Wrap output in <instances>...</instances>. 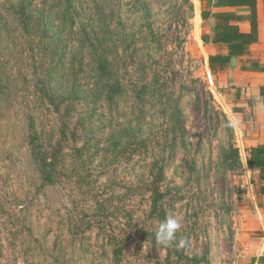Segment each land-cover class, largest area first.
I'll list each match as a JSON object with an SVG mask.
<instances>
[{
	"label": "rangeland",
	"instance_id": "1",
	"mask_svg": "<svg viewBox=\"0 0 264 264\" xmlns=\"http://www.w3.org/2000/svg\"><path fill=\"white\" fill-rule=\"evenodd\" d=\"M200 11L199 0H0V264L250 263L259 178L235 149L253 115L229 112ZM94 53L111 61L107 83ZM167 215L185 247L156 240Z\"/></svg>",
	"mask_w": 264,
	"mask_h": 264
},
{
	"label": "trees",
	"instance_id": "2",
	"mask_svg": "<svg viewBox=\"0 0 264 264\" xmlns=\"http://www.w3.org/2000/svg\"><path fill=\"white\" fill-rule=\"evenodd\" d=\"M189 2V0H186ZM202 5L200 12L201 19L203 21L212 17L214 19L213 29L211 34L203 33L201 35V40L203 44H214V45H225L227 47V53H213L209 54L207 57L208 68L213 76L217 73L222 72L227 69L231 58L234 56L246 54L249 51V45L257 41V16H256V0H199ZM104 1L98 2V8L101 9V12L104 11V6L102 5ZM143 4V3H142ZM191 4V3H190ZM220 7H248V13H237L235 11H211V8H220ZM71 14L69 16L73 21V15L75 10L71 9ZM19 14L20 22L23 23V29L27 31L30 27L29 23V13L28 6L24 3L19 4ZM104 16V15H103ZM101 20V16L99 18ZM248 21L250 23V31L242 32L237 25L238 22ZM71 21V22H72ZM102 21V20H101ZM60 28V27H59ZM58 28V29H59ZM55 30L56 33L51 37L53 41V46L58 48L57 41H62L60 38V31ZM60 38V39H59ZM57 39V41H56ZM97 40L100 41V39ZM52 47V45H51ZM52 51H54L52 47ZM95 57V74L98 79L107 83L108 79L113 76V66L111 61L104 56L102 53H94ZM41 75L35 78V83L39 87V91L49 100H52V95L50 94L48 85L40 77ZM107 94L110 98L120 92V85L113 87L108 85ZM261 96L264 100V86L260 88ZM233 112H237L238 109L232 108ZM36 132L31 135L32 146L35 152L40 156L39 152V143L36 140ZM246 152V165L249 168H259V177L264 179V144L252 146L245 148ZM235 153L241 155L239 149H235ZM42 160V161H41ZM41 161V173L43 181H51L56 176V170L54 168V163L52 161L46 162L44 157L40 156ZM161 177H158V180ZM261 192H264L262 190ZM163 193L159 191L158 188L154 189V197L152 201L153 211H158V217L163 218L164 210L161 205V199Z\"/></svg>",
	"mask_w": 264,
	"mask_h": 264
},
{
	"label": "crops",
	"instance_id": "3",
	"mask_svg": "<svg viewBox=\"0 0 264 264\" xmlns=\"http://www.w3.org/2000/svg\"><path fill=\"white\" fill-rule=\"evenodd\" d=\"M197 1L198 0H195V2ZM211 11H235L237 13H248L249 8L220 7L211 8ZM256 16L258 38L255 43L249 45L248 53L232 57L226 70L217 73L215 76L211 74L217 85L220 87L221 93L224 96L223 98L229 102H227L228 107L231 109L233 107L238 109L237 112H234L235 115L241 117L243 114H246V112H250L253 115V118L245 121L247 124V131L250 136L246 138V142L249 145H242L244 150L246 146L252 147L264 144V100L260 91V88L264 86V0H256ZM203 22V25L207 24V28L202 32V34H211L214 19L210 17ZM237 25L242 32L250 31V23L246 20L238 22ZM204 45L208 48L207 57L209 54L213 53H227V47L223 44L214 45L208 43ZM253 169H255L259 178V200L262 204L261 211H264V192H261L264 190V179L259 177V168ZM251 193L254 196L253 188L251 189ZM261 211L256 210L257 222L259 221V216L264 218V213ZM258 241L259 240L256 242L255 252L249 264H264V251L261 255H258L257 253Z\"/></svg>",
	"mask_w": 264,
	"mask_h": 264
},
{
	"label": "clouds",
	"instance_id": "4",
	"mask_svg": "<svg viewBox=\"0 0 264 264\" xmlns=\"http://www.w3.org/2000/svg\"><path fill=\"white\" fill-rule=\"evenodd\" d=\"M180 229V217L167 215L165 219L159 223L158 230L155 233V238L160 244L172 245L176 243L178 248H183L186 246L188 241L186 238H182L177 242L176 237Z\"/></svg>",
	"mask_w": 264,
	"mask_h": 264
},
{
	"label": "built area",
	"instance_id": "5",
	"mask_svg": "<svg viewBox=\"0 0 264 264\" xmlns=\"http://www.w3.org/2000/svg\"><path fill=\"white\" fill-rule=\"evenodd\" d=\"M227 108L229 109V112L232 113V109L230 107L227 106ZM240 151H241V156L246 164V155H245V150L244 147H240ZM259 241H258V248H257V253L258 255H261L264 251V219L263 217L259 216Z\"/></svg>",
	"mask_w": 264,
	"mask_h": 264
}]
</instances>
